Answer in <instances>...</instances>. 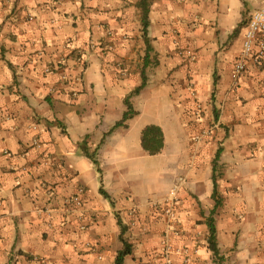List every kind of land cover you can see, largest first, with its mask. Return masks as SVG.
<instances>
[{
	"label": "crops",
	"instance_id": "crops-1",
	"mask_svg": "<svg viewBox=\"0 0 264 264\" xmlns=\"http://www.w3.org/2000/svg\"><path fill=\"white\" fill-rule=\"evenodd\" d=\"M263 2L150 0L146 60L139 0H0V264H115L118 220L125 264H264V61L232 77Z\"/></svg>",
	"mask_w": 264,
	"mask_h": 264
},
{
	"label": "trees",
	"instance_id": "trees-1",
	"mask_svg": "<svg viewBox=\"0 0 264 264\" xmlns=\"http://www.w3.org/2000/svg\"><path fill=\"white\" fill-rule=\"evenodd\" d=\"M139 7L142 9V30H143V37L147 46V55H146V60H147L149 59V53L153 50V47L150 44V39L148 37V28L150 24L149 23L150 0H139ZM142 79H143L142 85L136 88L130 94V96L126 98L125 105L127 107V110L122 120L116 123V125L112 128V131L119 127L126 126V122L137 114L131 104L130 99L133 96L140 94V92L146 87L147 78H146L145 68L142 71ZM164 141H165L164 133L159 126H155V125L147 126L142 132V148L150 156H156L162 152L165 146ZM86 155L94 162L95 165H98V161L95 153H89L88 151H86ZM220 155H221V151H219L217 154L215 164H217V162L219 161ZM217 189L218 187L214 176L213 199L216 201V208L221 206V199L219 197V193ZM101 192L106 198H109L107 193L103 189L101 190ZM118 223L119 226L121 227L120 240L123 244V248L117 253L115 264H125L126 257L132 255L133 253V247L125 238L126 227L122 224L121 220H118ZM208 229H209V236H208L209 249L214 253L216 257L220 258V250L217 243V230L215 226V219L213 217H210L208 219Z\"/></svg>",
	"mask_w": 264,
	"mask_h": 264
},
{
	"label": "built area",
	"instance_id": "built-area-1",
	"mask_svg": "<svg viewBox=\"0 0 264 264\" xmlns=\"http://www.w3.org/2000/svg\"><path fill=\"white\" fill-rule=\"evenodd\" d=\"M250 60L256 65H262L264 61V2L262 6L252 15L249 21L243 42V54L236 62L232 72V77L235 81H238L247 71V62ZM83 193L84 190H80L78 195L71 199V202L77 206H81ZM172 200L174 199L172 198ZM168 202L169 200L165 201V204ZM164 212L170 217L173 215V210L170 208H165ZM162 248V264H171L170 257L173 252L171 243L164 240L162 242Z\"/></svg>",
	"mask_w": 264,
	"mask_h": 264
},
{
	"label": "rangeland",
	"instance_id": "rangeland-1",
	"mask_svg": "<svg viewBox=\"0 0 264 264\" xmlns=\"http://www.w3.org/2000/svg\"><path fill=\"white\" fill-rule=\"evenodd\" d=\"M178 235H179V233H178Z\"/></svg>",
	"mask_w": 264,
	"mask_h": 264
}]
</instances>
